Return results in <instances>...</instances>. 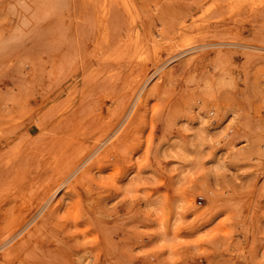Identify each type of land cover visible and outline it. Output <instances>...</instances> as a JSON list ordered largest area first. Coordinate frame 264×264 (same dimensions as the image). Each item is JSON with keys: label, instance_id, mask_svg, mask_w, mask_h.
I'll list each match as a JSON object with an SVG mask.
<instances>
[{"label": "rangeland", "instance_id": "1", "mask_svg": "<svg viewBox=\"0 0 264 264\" xmlns=\"http://www.w3.org/2000/svg\"><path fill=\"white\" fill-rule=\"evenodd\" d=\"M231 1L0 0V264H264V0Z\"/></svg>", "mask_w": 264, "mask_h": 264}, {"label": "bare ground", "instance_id": "2", "mask_svg": "<svg viewBox=\"0 0 264 264\" xmlns=\"http://www.w3.org/2000/svg\"><path fill=\"white\" fill-rule=\"evenodd\" d=\"M83 1V0H82ZM253 0H232L230 3H229V7L231 8V9H234V10H236V9H243V8H245V7H251L250 5L253 3L252 2ZM258 2V1H257ZM82 3V2H81ZM84 3V2H83ZM82 3V4H83ZM219 4V3H218ZM254 4H255V2H254ZM84 5H86V4H84ZM84 5H82L83 7H85ZM255 5H257V4H255ZM254 7H256V6H254ZM257 7H258V5H257ZM229 8V9H230ZM233 10V11H234ZM251 10V9H250ZM237 11V10H236ZM105 26V25H104ZM105 28V27H104ZM104 28H103V31H104ZM133 31H134V29H132V27H131V25L130 26H128V28L125 30V32L122 34V35H118V37H119V40H120V45H121V47H123V48H126L127 47V44L126 43H124V42H126L131 36H129V35H132V33H133ZM179 31H182L181 29H179ZM105 34L107 35L108 34V31L106 30V32H105ZM135 35H136V39L135 40H137L138 38H139V33L136 31V33H135ZM134 35V36H135ZM133 36V35H132ZM133 40V39H132ZM108 41V39H106V42ZM129 47H130V45H129ZM130 102V101H129ZM128 103V99L125 101V103H124V106H123V108H122V111L118 114V117H120V115L122 114V112L124 111V107H125V105ZM97 143V142H96ZM72 172V171H71ZM71 174V173H70ZM69 175H67V177H68ZM60 181V178H54L53 179V181H52V186L47 190V194L50 192V191H55L56 189H57V186H58V182Z\"/></svg>", "mask_w": 264, "mask_h": 264}]
</instances>
